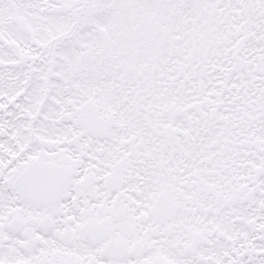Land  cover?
Wrapping results in <instances>:
<instances>
[{
  "label": "snow or ice",
  "instance_id": "1",
  "mask_svg": "<svg viewBox=\"0 0 264 264\" xmlns=\"http://www.w3.org/2000/svg\"><path fill=\"white\" fill-rule=\"evenodd\" d=\"M0 264H264V0H0Z\"/></svg>",
  "mask_w": 264,
  "mask_h": 264
}]
</instances>
